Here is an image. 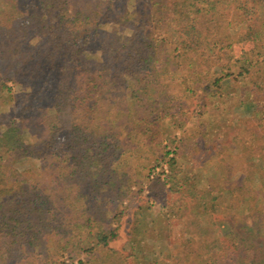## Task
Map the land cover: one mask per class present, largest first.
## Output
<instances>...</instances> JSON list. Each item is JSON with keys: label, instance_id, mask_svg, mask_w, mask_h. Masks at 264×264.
Segmentation results:
<instances>
[{"label": "trees", "instance_id": "16d2710c", "mask_svg": "<svg viewBox=\"0 0 264 264\" xmlns=\"http://www.w3.org/2000/svg\"><path fill=\"white\" fill-rule=\"evenodd\" d=\"M203 1L216 6L230 4L226 0ZM256 1L264 5V0ZM0 5V99L15 100V90L8 83L24 68H30L33 79H39L59 59L63 68L59 67L58 79L64 84L65 77L71 79V71L83 70L91 62L86 74L97 81L108 79L109 65L116 68L110 84L126 91L130 116L121 124L108 121L109 110L101 94L96 105L84 103L85 117L77 112L79 100L63 97L55 103L56 115L45 125L51 153L23 155V159L43 164L44 169L37 170L33 183H24L20 194L0 191V240L20 241L33 251L37 264H264V133L247 134L240 141L243 157L235 167L222 150L224 158L214 171L181 169L178 156L187 159V153L167 147L164 157L170 159L169 177L177 181L175 189L187 194L193 204L181 200L166 207L167 220L161 226L157 220L149 221L151 227L142 239L154 247L149 252L136 246L142 241L138 237L123 250L111 247L120 239V231L108 227L111 221L102 214L103 202L130 200L133 189L149 178L152 165L145 164L143 156L150 155L156 163L160 152L142 149L143 143L150 138L156 117L165 114L170 97V89L157 90L163 82L157 46L142 32L143 18L148 20L150 15L135 12L130 16L125 0H0ZM185 20L182 29L187 28L189 18ZM253 25L250 32L258 44L259 29ZM261 27L264 29V22ZM241 70L239 79L246 81L257 73L264 75V60L246 61ZM227 80L230 76L218 81ZM261 84L257 90L262 89ZM252 104L245 107L248 115L257 121L264 119V112ZM23 143L28 146L26 136ZM6 169L0 155V183H18L15 170L7 176ZM236 169L238 179L234 176L237 172L233 173ZM47 172L53 173L51 184L43 183ZM194 178L200 180L197 188H192ZM251 194L258 196L257 204L250 201ZM220 210L231 212L232 219L217 218ZM121 218L119 210L113 220ZM174 219L190 224L180 234L175 252L166 254ZM200 228L207 234H201ZM217 228L223 231L220 235ZM10 249L0 245V254L7 260L12 259Z\"/></svg>", "mask_w": 264, "mask_h": 264}, {"label": "rangeland", "instance_id": "374dc122", "mask_svg": "<svg viewBox=\"0 0 264 264\" xmlns=\"http://www.w3.org/2000/svg\"><path fill=\"white\" fill-rule=\"evenodd\" d=\"M122 1L117 0V3ZM226 1H230L228 6H216L203 0H125L130 16L135 12L150 15L148 20L143 16L142 32L157 46L163 76L162 88L157 90L170 89V97L165 103V114L156 117L153 132L143 143L142 149L160 152L156 163L151 161L150 155L143 156V162L152 165L148 167L151 172L149 178L133 189L130 200L122 204L103 202L102 214L112 222L108 227L120 231V239L111 245L115 250H123L128 242L137 237L142 240L151 227L150 220H157L158 226H161L167 220L164 217L166 207L181 200L193 204L187 194L175 189L177 181L169 177L170 159L164 157L167 147L171 151L182 149L187 153V159L178 156L181 169L214 171L216 164L224 158L220 156L222 150H226L225 157H231L235 167L243 157L240 141L248 137L247 134L264 133V119L254 120L246 112L252 103L264 112V85L261 84L264 83V75L260 72L247 81L239 79L246 61L264 60V29L261 27L264 5L256 0ZM115 7L118 9V5ZM106 18L105 24H109ZM187 18L189 30L182 29L180 25ZM138 19L135 16V20ZM252 25L259 29L261 41L258 44H255V37L250 32ZM59 67L63 68V65L58 59L49 71L40 74L39 79H33L30 68L23 66V71L8 83L15 90V100L0 99V155L5 158V174L8 176L10 170H15L18 181L12 185L0 183V191L9 189L14 194H20L24 183H33L37 170L44 169L43 164L23 159V155L34 157L51 153L45 125L56 115L55 103L62 101L63 97L79 100L77 105L81 107L77 112L85 117L88 111L84 103L96 105L95 99L101 94L107 111L111 113L108 114V121L121 124L130 118L126 91L115 89L113 83L110 84L115 67L109 65L105 75L108 79L97 81L94 75L86 74L92 68V63L88 62L83 70L71 71V79L65 77L64 84L58 79L61 74ZM229 76L230 80L226 82L218 81ZM237 78L239 82L234 81ZM257 84H261L262 89L257 90ZM24 136L28 146L23 143ZM235 171V179H238L240 172L236 169L233 173ZM52 174L47 172L43 183L51 184ZM199 183L200 180L194 178L192 188H197ZM249 199L252 204H257L258 196L251 194ZM119 210L122 211V218L114 222L113 218ZM230 213L220 210L216 216L222 221L231 220ZM170 223L166 254L175 252L174 246L179 244L180 234L184 232L185 225L190 224L179 219ZM222 229H216L217 235L223 232ZM199 232L207 234L203 228ZM143 240L141 245L136 246L147 252L154 248L144 244ZM15 242L13 238L0 240L2 247L11 248L8 255H12V259L7 260L0 254V264H37L33 251L29 252L20 241ZM166 262L171 260L166 259Z\"/></svg>", "mask_w": 264, "mask_h": 264}]
</instances>
